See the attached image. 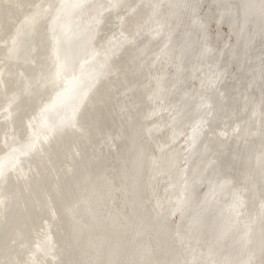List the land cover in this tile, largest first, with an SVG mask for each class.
I'll return each mask as SVG.
<instances>
[{"label": "bare ground", "instance_id": "bare-ground-1", "mask_svg": "<svg viewBox=\"0 0 264 264\" xmlns=\"http://www.w3.org/2000/svg\"><path fill=\"white\" fill-rule=\"evenodd\" d=\"M0 264H264V0H0Z\"/></svg>", "mask_w": 264, "mask_h": 264}]
</instances>
